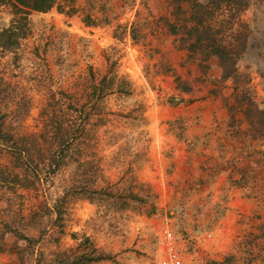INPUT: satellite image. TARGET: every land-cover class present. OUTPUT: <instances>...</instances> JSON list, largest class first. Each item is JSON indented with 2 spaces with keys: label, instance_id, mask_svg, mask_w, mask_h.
I'll list each match as a JSON object with an SVG mask.
<instances>
[{
  "label": "rangeland",
  "instance_id": "1",
  "mask_svg": "<svg viewBox=\"0 0 264 264\" xmlns=\"http://www.w3.org/2000/svg\"><path fill=\"white\" fill-rule=\"evenodd\" d=\"M209 1L28 12L0 48V264H169L166 230L180 264H264V0Z\"/></svg>",
  "mask_w": 264,
  "mask_h": 264
},
{
  "label": "trees",
  "instance_id": "2",
  "mask_svg": "<svg viewBox=\"0 0 264 264\" xmlns=\"http://www.w3.org/2000/svg\"><path fill=\"white\" fill-rule=\"evenodd\" d=\"M227 0H210L206 6L200 5L199 3H194V7L208 8L216 3L225 2ZM7 5L14 9L12 15L14 20L11 21L9 28L0 31V48L3 49H13L17 46L18 40L21 37H18L17 33L22 32V28L26 25V18L28 12H45L50 10L54 5V0H0V7ZM27 9V11L25 10ZM195 19V18H194ZM189 20L187 19V22ZM197 23V22H196ZM197 24L193 27H186L187 34H196V39L188 46L191 49L197 42H201L203 37L207 35V32L204 30L198 29ZM200 28V27H199ZM209 29V28H208ZM212 45L200 46L199 51L204 53V56H216L220 61H224L228 57V51L222 46V43L217 39L216 41H211Z\"/></svg>",
  "mask_w": 264,
  "mask_h": 264
},
{
  "label": "built area",
  "instance_id": "3",
  "mask_svg": "<svg viewBox=\"0 0 264 264\" xmlns=\"http://www.w3.org/2000/svg\"><path fill=\"white\" fill-rule=\"evenodd\" d=\"M164 233L166 240L163 242V244L169 250L167 253V256L169 257L170 260L169 264H180V261L176 256L177 254L175 251V241H174L173 233L168 232L167 230Z\"/></svg>",
  "mask_w": 264,
  "mask_h": 264
}]
</instances>
